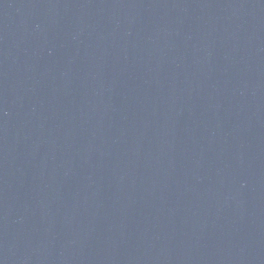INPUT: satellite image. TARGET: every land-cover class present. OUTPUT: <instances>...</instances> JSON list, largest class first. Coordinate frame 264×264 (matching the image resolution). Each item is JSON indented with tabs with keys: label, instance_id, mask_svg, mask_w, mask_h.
I'll return each mask as SVG.
<instances>
[{
	"label": "water",
	"instance_id": "1",
	"mask_svg": "<svg viewBox=\"0 0 264 264\" xmlns=\"http://www.w3.org/2000/svg\"><path fill=\"white\" fill-rule=\"evenodd\" d=\"M0 264H264V0H0Z\"/></svg>",
	"mask_w": 264,
	"mask_h": 264
}]
</instances>
